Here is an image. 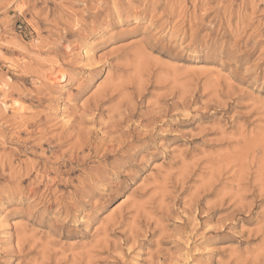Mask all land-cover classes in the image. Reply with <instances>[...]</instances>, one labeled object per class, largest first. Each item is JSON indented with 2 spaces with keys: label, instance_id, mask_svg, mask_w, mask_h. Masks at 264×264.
<instances>
[{
  "label": "rangeland",
  "instance_id": "1",
  "mask_svg": "<svg viewBox=\"0 0 264 264\" xmlns=\"http://www.w3.org/2000/svg\"><path fill=\"white\" fill-rule=\"evenodd\" d=\"M0 264H264V0H0Z\"/></svg>",
  "mask_w": 264,
  "mask_h": 264
},
{
  "label": "bare ground",
  "instance_id": "2",
  "mask_svg": "<svg viewBox=\"0 0 264 264\" xmlns=\"http://www.w3.org/2000/svg\"><path fill=\"white\" fill-rule=\"evenodd\" d=\"M86 58V57H85ZM57 74H59V71L58 72H56V74H55V77H54V81L56 82V83H62V84H64V83H67L68 82V75L66 74V73H60V77H57L56 75ZM19 105V104H18ZM22 107V106H21ZM24 107V106H23ZM22 107V108H23ZM22 108H20L19 109V113H23L24 112V110L22 109Z\"/></svg>",
  "mask_w": 264,
  "mask_h": 264
},
{
  "label": "built area",
  "instance_id": "3",
  "mask_svg": "<svg viewBox=\"0 0 264 264\" xmlns=\"http://www.w3.org/2000/svg\"><path fill=\"white\" fill-rule=\"evenodd\" d=\"M21 29H22V25H19V26H18V30H21Z\"/></svg>",
  "mask_w": 264,
  "mask_h": 264
}]
</instances>
